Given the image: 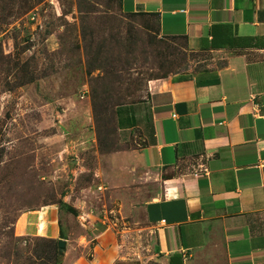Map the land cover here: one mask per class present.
Here are the masks:
<instances>
[{"label":"crops","instance_id":"obj_1","mask_svg":"<svg viewBox=\"0 0 264 264\" xmlns=\"http://www.w3.org/2000/svg\"><path fill=\"white\" fill-rule=\"evenodd\" d=\"M118 4L154 18L161 36L223 60L151 79L141 97L114 106L117 171L102 181L139 184L121 188L131 195L106 210L113 219L89 222L74 244L60 237L57 204L46 202L22 212L15 232L62 238L57 264H264V0ZM137 211L143 223L133 226Z\"/></svg>","mask_w":264,"mask_h":264},{"label":"rangeland","instance_id":"obj_2","mask_svg":"<svg viewBox=\"0 0 264 264\" xmlns=\"http://www.w3.org/2000/svg\"><path fill=\"white\" fill-rule=\"evenodd\" d=\"M222 60L161 36L154 18L124 13L118 0H0V264L58 263L51 239L15 232L18 216L43 203L57 204L74 244L89 222L113 219L106 210L131 195L121 188L139 184L102 181L117 171L114 106L151 79Z\"/></svg>","mask_w":264,"mask_h":264},{"label":"water","instance_id":"obj_3","mask_svg":"<svg viewBox=\"0 0 264 264\" xmlns=\"http://www.w3.org/2000/svg\"><path fill=\"white\" fill-rule=\"evenodd\" d=\"M65 241L62 238H59L57 240V247H58V253H61V251L64 249Z\"/></svg>","mask_w":264,"mask_h":264},{"label":"trees","instance_id":"obj_4","mask_svg":"<svg viewBox=\"0 0 264 264\" xmlns=\"http://www.w3.org/2000/svg\"><path fill=\"white\" fill-rule=\"evenodd\" d=\"M123 102V101H122ZM119 103H121V102H119ZM119 103H117V104H119ZM116 104V105H117ZM60 237H62V238H65V233L63 232V231H60ZM50 239V238H49ZM54 243H56V245H57V241L56 240H54V239H51ZM55 251H57L56 249H55ZM56 258H58V254H56ZM57 261H58V259H57Z\"/></svg>","mask_w":264,"mask_h":264}]
</instances>
